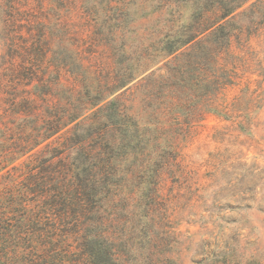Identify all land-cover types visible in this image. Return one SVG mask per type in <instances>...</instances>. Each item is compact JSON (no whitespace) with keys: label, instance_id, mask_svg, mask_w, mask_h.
<instances>
[{"label":"trees","instance_id":"obj_1","mask_svg":"<svg viewBox=\"0 0 264 264\" xmlns=\"http://www.w3.org/2000/svg\"><path fill=\"white\" fill-rule=\"evenodd\" d=\"M251 1L189 0V22L134 40L97 13L118 0H0V264H169L153 219L123 217L126 189L151 168L163 119L198 115L231 84L219 55ZM77 7L87 34L65 16Z\"/></svg>","mask_w":264,"mask_h":264},{"label":"rangeland","instance_id":"obj_2","mask_svg":"<svg viewBox=\"0 0 264 264\" xmlns=\"http://www.w3.org/2000/svg\"><path fill=\"white\" fill-rule=\"evenodd\" d=\"M118 1L117 11L97 13L122 19L134 40L152 26L187 23L192 12L189 0ZM83 12L77 7L65 16L75 32L87 34L93 16ZM236 23L231 45L218 60L231 72V84L198 115L177 110L183 113L163 119L153 164L126 189L134 201L122 203L123 217L133 213L139 229L146 215L153 219L152 246L165 252L169 264H221L223 255L230 264H264V0ZM1 48L0 40V55ZM91 49L99 54L93 57H103L104 47ZM6 98L1 94L0 111ZM154 170L157 186L148 184Z\"/></svg>","mask_w":264,"mask_h":264}]
</instances>
